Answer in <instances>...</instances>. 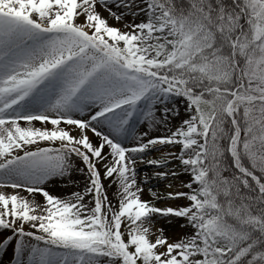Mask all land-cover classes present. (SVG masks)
<instances>
[{
  "label": "snow or ice",
  "instance_id": "6c2138e0",
  "mask_svg": "<svg viewBox=\"0 0 264 264\" xmlns=\"http://www.w3.org/2000/svg\"><path fill=\"white\" fill-rule=\"evenodd\" d=\"M0 264H264V0H0Z\"/></svg>",
  "mask_w": 264,
  "mask_h": 264
},
{
  "label": "rangeland",
  "instance_id": "374dc122",
  "mask_svg": "<svg viewBox=\"0 0 264 264\" xmlns=\"http://www.w3.org/2000/svg\"><path fill=\"white\" fill-rule=\"evenodd\" d=\"M182 115H183V113H182ZM145 171H148V172H150L151 171V166H147V165H141L140 166V172H141V175H143V173L145 172ZM154 185V182L153 181H150L149 182V184H148V186H153ZM156 187H158L159 188V190L160 191H163L164 189H165V185L163 184V183H160L159 185H156ZM145 198H150V193H148L147 191H145ZM166 227H168L167 225H166ZM170 232H175V234L176 235H179L183 230L179 227V225L178 224H173L171 227H170Z\"/></svg>",
  "mask_w": 264,
  "mask_h": 264
},
{
  "label": "bare ground",
  "instance_id": "6f19581e",
  "mask_svg": "<svg viewBox=\"0 0 264 264\" xmlns=\"http://www.w3.org/2000/svg\"><path fill=\"white\" fill-rule=\"evenodd\" d=\"M100 10L102 11V13H103L104 16H108L109 15V13L106 10H103V9H100ZM49 191L59 195V194H61L64 191V189H62L59 186H50L49 187ZM29 198L30 199L34 198L37 202L43 204V198H42V196L39 193L33 194V196H30Z\"/></svg>",
  "mask_w": 264,
  "mask_h": 264
}]
</instances>
